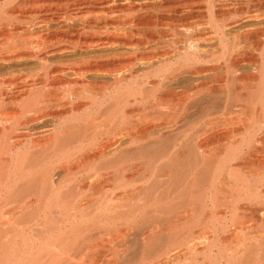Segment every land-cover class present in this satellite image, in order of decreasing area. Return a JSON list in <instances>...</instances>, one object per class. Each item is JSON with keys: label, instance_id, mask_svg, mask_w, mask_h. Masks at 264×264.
<instances>
[{"label": "bare ground", "instance_id": "obj_1", "mask_svg": "<svg viewBox=\"0 0 264 264\" xmlns=\"http://www.w3.org/2000/svg\"><path fill=\"white\" fill-rule=\"evenodd\" d=\"M219 1L221 0H207L205 3V0H166L164 5L155 6L149 5L148 1L139 3L135 0H21V2L19 0H0V65L7 66V64L13 65L35 60L41 67L40 74L57 73L56 76H59L67 73L70 69L73 73H78L81 79L85 75H109L112 78V82H110L113 84L110 93H107L108 90L104 85H101V89L96 92L90 88L92 85L95 86L94 80L92 84L86 83L85 85L83 83L85 86L78 88L80 91L69 90L65 94L67 97L60 98L50 95L51 92L50 94L43 93L47 84L43 78L42 83L39 81L40 84L35 82L30 84L32 88L37 87L38 91L34 94L31 92L28 101L26 103L22 101L24 104H19V107L18 97L0 94V264H131L134 259L129 257L131 255H128V251L130 248V251H133L134 242L132 239L134 238L137 243L141 242L139 245L147 247L146 249L150 253L154 245L152 243L164 239L165 234L161 231L162 224L166 221L168 223L175 222V216V220H173L172 215L178 216L177 219L182 221L180 227L185 226L182 229L187 230L190 227L199 229L201 227L200 232L196 231L197 234L194 233V229L187 230V232L185 230V233L180 230L183 235L182 237L179 235L180 238L177 236L178 241L173 237L175 241L172 240V245H177L180 249L177 252H180V256L176 257L174 252L171 255V257L173 255L176 257V259L173 257L176 261L175 264H264V239L255 247L251 241L253 238H242L239 242L237 241L236 245H233V249L230 248L232 250H230V254L227 252L225 254L223 250L225 246L218 244V240H216L221 232H227L229 229L240 235L246 230L250 220L264 222V0H227L230 4L224 6H218ZM233 2L245 3L244 7L240 5L242 6L240 14L246 15L244 17L246 21L257 23L256 28L250 27L251 30L250 28L246 31L243 30L244 32L234 38L239 41L237 44L233 40L238 45L237 48L234 44L232 48L228 43L230 33H227V29H231L234 24H222V21L217 20L214 10L215 8H220V10L233 8L235 7ZM205 5L209 12L208 30L210 31H206V23L202 24V20V23L198 21L201 8ZM159 7L166 10H164L165 12L160 11V14L158 13L160 16L149 14L151 18H147L150 16L144 14L150 10L159 11L156 9ZM102 11H106V14L115 13L116 15L110 20L106 18L103 22L104 27L107 29L111 26L116 32L122 31L123 33L121 35L112 33L107 39H98V41H96L97 39L92 40L93 37H91L81 45V49L87 51L99 47H118L119 50L114 55H108L103 59L92 60L88 63L85 61L86 63L83 64L75 63L70 67L66 65L68 70L62 67L51 71L49 56L63 51L62 49L56 51L49 44L51 30L55 37L62 39L61 35L65 33L67 23L81 22L87 17L95 16L98 12L101 14ZM155 11L154 13H156ZM126 16H130L132 19L130 17L128 18L130 20L125 19ZM27 19L35 21L36 26L34 27L36 28L32 27V29L28 27V24L26 27L23 26V21L25 22ZM145 19L149 20L148 23L150 22L149 24L153 27L158 28L160 25L168 24L169 27L172 26L169 29L171 31L173 29V32L180 29V34L174 33L178 39L176 42H172L175 47L168 48L164 52H159L156 50L157 48L152 47L154 50L148 51L149 49L146 47L155 43L156 39L144 34L143 27L147 25L144 22ZM96 20L90 18L87 24L97 26ZM128 24L138 29L139 33L137 34L140 35V38L139 36L138 39L134 38L136 33L133 32L134 29H126ZM50 26L58 29L56 30L57 35ZM58 32L63 33L60 35ZM251 33L257 36L259 49H256L261 52V56L259 67H255L254 74L250 73L251 75L246 80L245 74L241 70V64L245 62L247 53L240 41L248 39V35ZM33 38L40 41L39 43L36 40L35 47H32ZM159 38L161 37L159 36ZM70 42L72 43V41ZM3 44L6 46L9 44L10 47L6 50L1 47ZM211 57L212 61L219 65L218 67H207L204 64L199 66L192 63L195 67L190 63L193 60L200 62L201 59L204 61ZM102 61H111L113 65L107 68ZM137 64H140L146 71L144 72L145 77L148 74L159 77L161 73H167L166 80L171 85L180 76H184L186 80H200L201 76L223 68L229 75L227 80L220 85L210 81L217 83L218 86L216 84L215 86H220L219 89H221L217 93H212L209 91L210 89L208 90V84L202 83L203 88L206 86V91L200 92L203 89L200 87L198 92L202 93L201 95L196 93L197 95H190L191 98H189V95L187 97L186 94H181L182 96L179 94L181 96L179 98L185 96L182 101L180 99V109L178 108L180 111L172 108L173 103L178 99L174 98L175 95L171 98L160 97L154 99L156 102L154 109H157L155 116L153 115L151 118L150 122L152 123L142 114L137 115L136 121L133 119L131 122H127L124 105L132 102L130 99L133 100L132 104L144 105L147 98L150 97H146L147 93L143 91L140 83L139 88L134 87L135 84L128 83L140 76L138 70L135 69ZM215 78L211 79L215 80ZM83 79L82 81L85 80ZM203 79L205 80L202 77L201 82ZM201 82L198 83L201 84ZM211 83L209 85H213ZM78 84L79 82H77ZM159 86L161 84L157 88ZM194 86L196 85L194 84ZM88 87L89 90H87ZM188 92L189 90L185 93L188 94ZM59 94L61 93L59 92ZM85 95L90 103L83 106L80 102L83 101ZM67 99L70 102L66 103ZM206 100L210 102V105L205 113L201 114V118L213 115L218 118L205 125L199 132L197 131L193 140L194 146L191 145L193 151H188L190 146L187 141L183 142V137L179 136L180 134L177 135L167 151L150 154L144 152L146 149L161 150V140L154 141L149 145L141 144L137 149L138 153L131 157L136 168L141 171L143 168L146 169L139 177L138 184L141 186L117 199H113L112 195L109 196V192L105 194L106 190L99 198L87 201L88 193H91L90 197H94L97 187L100 186L99 183L106 181L109 184L114 181L117 174L115 171L117 159L127 156L125 154L127 151H122L110 159L106 158L107 151L118 146L122 138L131 136L132 141L136 140L135 135L145 138L150 128L157 126L148 127L151 124L159 123V121L161 123L163 121L165 124L175 123L184 112L196 106L199 107V104L202 105V102H206ZM109 101L112 106L109 107V110L112 108H118V110L115 109L116 117L114 120H110L112 122L108 123L109 126L104 128L105 130L100 127V134L103 130V134L105 132V134H114L115 136L94 145L88 143L89 148L93 146L98 150L95 155L84 152L66 154L65 149L67 150L78 141H83L87 133L95 134L97 125L101 122L88 124L85 128L81 125L80 127H67L66 125L77 121L85 108H92L98 102L102 106ZM16 104L17 108L15 106L13 110L5 111L4 107L7 105ZM163 107L172 110L164 112L161 110ZM3 108L4 110H2ZM102 112H104L102 115L107 113V111ZM51 120L56 126L54 125V130L50 129L51 131H48L49 134H47L54 135V137L46 139L45 145L39 141L41 146L37 143L39 144L38 149L37 145L34 147L32 142L35 151L22 149L24 146L23 140H21L23 137L20 136L22 131H28L29 126L45 124ZM69 134L72 135L70 139L67 137ZM80 146L83 147V144ZM30 149L32 148L30 147ZM248 149L252 152L247 151L246 153L245 150ZM55 150L58 152L55 153ZM100 161L103 163L101 165L99 163L98 168H92L95 163ZM124 164L127 165V163ZM241 164H248L250 168H243L244 165L242 167ZM128 165L130 166V164ZM134 166L131 168H135ZM56 169L65 174H63V181L59 182L60 184L54 182L53 173ZM89 169L93 170L91 171L93 174L82 177V180L80 178L82 182H87L88 188L84 192L78 193L79 195L75 193L76 195L72 196L78 197L79 200L72 198L73 201H69L63 189V183L67 182L65 177L85 173L84 170L89 171ZM111 177L113 178L111 179ZM136 181L135 177L126 181L123 179L118 187L120 189L131 187L137 185ZM152 207L153 209H151ZM6 211L8 212L6 213ZM151 212H156L153 213V218H150L152 214L149 216ZM219 212H222L221 215ZM157 213L158 216L154 217ZM220 222L223 224L215 227V224ZM210 224L213 226L212 232L209 231L211 230L209 229ZM175 225L178 224L175 222ZM175 227L173 224L172 228L175 229ZM147 229L150 230L148 233H146ZM212 233L214 235L210 237ZM131 234H134L133 238H131ZM165 237L168 238L169 235H165ZM257 238L255 239L259 241ZM249 240L251 246L247 244ZM224 241L223 243H225ZM116 244H119L117 245L118 249L114 247ZM216 247L218 252L214 257L212 251ZM163 249L165 247L160 246L159 253ZM158 251L155 252L156 255ZM144 255L140 256L144 257ZM139 259L138 261L143 264L142 259ZM134 262H136V258ZM138 263L136 262V264Z\"/></svg>", "mask_w": 264, "mask_h": 264}, {"label": "rangeland", "instance_id": "obj_2", "mask_svg": "<svg viewBox=\"0 0 264 264\" xmlns=\"http://www.w3.org/2000/svg\"><path fill=\"white\" fill-rule=\"evenodd\" d=\"M20 2H21V0H19ZM24 1V0H23ZM136 2H146V1H148L147 3H149V5H155V6H157V5H164L165 4V2H166V0H135ZM157 1H159V2H157ZM165 1V2H164ZM204 1V0H203ZM206 1L207 0H205V3H206ZM222 1H224V0H221V1H219L217 4H218V6H220V5H222V6H224V5H228V4H230L229 2H227V0L226 1H224L225 2V4H223L224 2H222ZM222 2V3H221ZM221 3V4H220ZM234 3V6L235 7H231V8H225V9H221L220 10V8H215L214 10H215V15H216V17H217V20L218 21H222V24H234L232 27H231V29L229 28V30L227 29V33L229 34L228 35V37H229V40H228V43L232 46L233 44L234 45H236V48H237V44H239L238 42L239 41H237V40H234V38H237V35H239V34H241L242 32H244V31H246L247 29L249 30V28L251 27V28H256V25H257V23L255 22V21H246V19H244V17L246 16V15H241L240 13L241 12H239V11H241V9H240V7L242 8V6H240V5H243V7H244V5H245V3H239V4H237L236 2H233ZM231 4H232V2H231ZM233 5V4H232ZM218 6H216V7H218ZM221 6V7H222ZM207 6L205 5V6H203L201 9H202V11L200 12V14H199V16H200V18H198V21L199 22H201V20H202V24H205V29L207 28V30L206 31H210V30H208V27H209V25H210V21H209V12H208V9L206 8ZM156 9H159V11H155V10H150V11H146L144 14L145 15H149V14H151L152 16H160L159 14H160V11L161 12H165L166 10H165V8H156ZM230 9V10H229ZM233 9V10H232ZM163 10V11H162ZM165 10V11H164ZM204 10V11H203ZM220 10V11H219ZM154 11L156 12V13H154ZM225 11V12H224ZM231 11V12H230ZM236 11V12H235ZM106 12V11H105ZM104 11H102L101 12V14H100V12H98L95 16H93V17H87L86 19H83V20H81V22L80 21H75V22H72V24H71V22H69V23H67L66 24V26L67 27H65L66 29L64 30L65 31V33H63V32H58V34H60L61 35V33H63L62 35H61V37H63L62 39L60 38L59 39V37L57 38V37H55V35H53V31L51 30V34H50V45L51 46H53V49H56V51L57 50H60V49H62L63 51L62 52H57L56 54L54 53V54H52L51 56H49L50 58L48 59V61H49V63H50V67H51V71H55L56 69H59V68H67V67H70V66H72V65H74L75 63H78V64H83V63H88L89 61H92V60H96V59H103L104 57H107L108 55L109 56H112V55H114L115 54V52H117L118 50H119V48L118 47H114V48H112V47H99V48H93V49H89V50H84V49H81L82 48V44L84 43V42H86L87 40H89V39H91V37H93L92 38V40H96V41H98V39H107L108 37H110L111 35H112V33L114 34H122L123 32L122 31H117V32H119V33H117L116 31H115V29L113 28V27H111V26H109V27H107V29L104 27V24H103V22H104V20L107 18V19H113V16L115 17L116 15H115V13L114 14H112V13H105ZM150 12V13H149ZM229 12V13H228ZM233 12V13H232ZM235 12V13H234ZM159 13V14H158ZM238 13H239V16H238ZM104 14V15H103ZM222 14V15H221ZM230 14V15H229ZM236 14V16H234ZM151 15H149L150 17H147V18H151ZM233 15V16H232ZM122 16V18H123V15H121ZM121 16H120V18H121ZM231 16V17H230ZM109 17V18H108ZM130 17V16H129ZM128 16H126L125 17V19H128L129 18ZM205 17V18H204ZM228 17V18H227ZM235 17H237V18H235ZM90 18L91 19H94V20H96V25L97 26H95V24H94V26L92 25V26H89L87 23H88V21H90ZM96 18V19H95ZM131 19H132V17H130ZM240 18V19H239ZM205 19V20H204ZM223 19V20H222ZM227 19V20H226ZM242 19V20H241ZM245 20V22H244V20ZM28 20V19H27ZM23 21V26H27V24H28V27H30V28H36V27H34V26H36V24H35V21L33 22V20L31 21V20H28V21ZM128 20H130V19H128ZM144 21V20H143ZM148 21L149 20H146L145 19V23H147V25H145L144 27H143V31L145 32L144 34H147L146 36H148V37H153V38H155L156 39V42L155 43H153V44H150V45H148L147 47H146V49H149L148 51H150V50H154V49H156V50H159V52H164V50H166V49H168V48H174L175 47V45L173 44L174 42H176L178 39H177V37L175 36V34H180V29H179V31H177V32H173V29H172V31L170 30L171 29V27H169V25L168 24H165V26L164 25H160V26H158V28L157 27H153L152 25H150L149 23H148ZM197 21V22H198ZM239 21V22H238ZM28 22H31V23H28ZM85 22V23H84ZM235 23H239L238 25L237 24H235ZM242 23V24H241ZM256 23V24H255ZM26 24V25H25ZM30 24V25H29ZM99 24V25H98ZM221 24V25H222ZM69 25V26H68ZM87 25V26H86ZM131 25V24H130ZM129 24L128 25H126V29L128 28V30L129 29H134V38L135 39H138V36H139V38H140V35L139 34H137V33H139L138 32V29H135L133 26H130ZM168 25V26H167ZM249 25V26H248ZM147 26V27H146ZM149 26H151V27H149ZM255 26V27H254ZM69 27V28H68ZM75 27V28H74ZM90 27V28H89ZM131 27V28H130ZM176 27V26H175ZM32 28V29H33ZM50 28L51 29H53V30H55L54 32L56 33V35H57V31L56 30H58L57 28H55V27H51L50 26ZM170 28V29H169ZM251 28H250V30H251ZM74 29V30H73ZM88 29V30H87ZM210 29H211V27H210ZM77 30V31H76ZM102 30V31H101ZM148 30V31H147ZM170 30V31H169ZM244 30V31H243ZM107 31V32H106ZM115 31V32H114ZM142 31V32H143ZM68 34H67V33ZM72 32V33H71ZM170 32V33H169ZM182 32V31H181ZM70 33V34H69ZM73 33H75V34H73ZM175 33V34H174ZM238 33V34H237ZM80 34V35H79ZM109 36H108V35ZM151 34V35H150ZM73 35V36H72ZM79 35V36H78ZM94 35V36H93ZM163 35H166L165 37L162 36ZM159 36L161 37V38H159ZM53 37V38H52ZM89 37V38H88ZM176 37V38H175ZM53 40H52V39ZM175 38V39H174ZM256 38H257V36H256V34H253V33H251V34H249L248 35V39L246 38V40H242V41H240L241 42V46L243 47V49H244V51L247 53L246 54V58H245V62L244 63H242L241 64V70H243V73L245 74V76L244 77H246V80L248 79V76L249 75H251L250 73H253L254 74V72H255V70H256V68H258L259 67V61H260V56H261V52L259 51V50H257V49H259V44H258V40H256ZM34 39L35 38H33L32 40H33V42L32 43H34L33 45H32V47H35L36 46V43H37V39H35V41H34ZM158 39V40H157ZM31 40V41H32ZM37 40V41H36ZM236 41L237 42V44H236V42H234V41ZM58 41V42H57ZM60 41V42H59ZM70 41H72V43L70 42ZM250 41V42H249ZM39 43H40V41H38ZM173 42V43H172ZM243 42V43H242ZM247 42V43H246ZM38 43V44H39ZM77 43V44H76ZM6 44V43H5ZM5 44H3V46H1L2 48H5L6 50H7V48H9L10 46H8L9 44H7V46L5 45ZM257 44V45H256ZM73 45V46H72ZM256 45V46H255ZM56 48H55V47ZM255 46V47H254ZM66 47V48H65ZM75 47V48H74ZM154 49H153V48ZM58 48V49H57ZM232 48H233V46H232ZM234 48H235V46H234ZM257 48V49H256ZM4 49V50H5ZM246 49V50H245ZM80 50V51H79ZM116 50V51H115ZM72 51V52H71ZM86 53V54H85ZM96 53V54H95ZM105 54V55H104ZM88 55V56H87ZM254 55V56H253ZM257 55V56H256ZM175 56V55H174ZM98 57V58H97ZM205 59V58H204ZM212 57H211V59H205L204 61H203V59H201V61L200 62H196V61H191L190 63H191V65H193V66H195V65H202V64H204L205 66L207 65V67H218L219 65L218 64H216V63H214L213 61H212ZM77 60V61H76ZM211 60V61H210ZM86 61V62H85ZM206 61H207V63H206ZM251 61V62H250ZM103 62V64L105 65V67H111L112 65H113V63H111V61L110 62H104V61H102ZM248 62V63H247ZM27 63V64H26ZM192 63H195V65L194 64H192ZM212 63H214V64H212ZM110 64V65H109ZM60 67H59V66ZM66 65H67V67H66ZM1 67V69H0V94H2L3 93V95L5 94V96L6 95H9V96H12V95H15L16 97H18V99H19V103H18V107H19V104H24V103H26V101H28V99H29V97L31 96V92H33V94L36 92V91H38V89H36L37 87H35V88H32L31 86H30V84L32 83V82H35V83H38V84H40V82L42 83L43 82V80H45L44 82H46L47 84H46V89H44V91H43V93L44 94H46V92H47V94H50V92H51V94L50 95H52V96H57V97H67V96H65V94H67V92L69 91V90H71V91H73V89L74 90H79L80 91V89H78V88H80V87H82V86H85L86 85V83L88 84V83H90V84H92L93 82H94V80H95V86H90V88H93L92 90H94V91H99V89H101V85L103 86H105V89L106 90H108L107 91V93H110L112 90H111V88H112V78H111V76H107V75H102V76H100V75H98V76H96V74H94V75H85V76H83V78L85 79H83L84 81H82V79H81V77H79L78 76V73H73L69 68H67L66 70H68V72L67 73H63V74H61V75H59V76H56L57 75V73H39V72H41V67H40V65L37 63V61H35V60H33V61H24V62H21V63H15V64H13V65H8L7 64V66L6 65H0ZM22 67V68H21ZM196 67V66H195ZM256 67V68H255ZM16 68H18V69H16ZM53 68V69H52ZM141 68V69H140ZM136 70H138L137 72L140 74V76L137 78V79H135L134 81H132V82H128L130 85H134V87H136V88H139L141 85V87H143L142 89H143V91L145 92V93H147V95H146V97H148V96H150L149 98H147V100H146V102L144 103V105L143 104H132L133 103V100H131L130 99V101H132V102H130L128 105H124L125 107H124V109L126 110V114H127V119H128V121L127 122H131L133 119H135V120H133V121H136V118L138 119V117H137V115L139 114V115H143L144 117H147L148 118V121L150 122V121H152V119L151 118H153V115L155 116V113H156V109L157 108H155L154 109V107H155V105H156V102H155V100H156V98H160V97H174L173 95H175V97L174 98H178V99H176V101L173 103L174 104V106L172 107V108H174L175 110L176 109H178L179 108V106H180V103L179 102H181L183 99H184V97L185 96H183L182 98H179V96L181 95V94H186V96L187 95H195L196 93L198 94H202L203 92H205L206 90V86L203 88L202 87V85L204 84V85H206V84H208L207 86H208V90L209 91H211L212 93H217V92H219L220 91V89H219V87H217L218 85H220L221 83L223 84V82H225L226 80H227V77H228V73H227V70H225L224 68L223 69H220L219 71H215L216 73H217V75H216V73L214 74L213 72L212 73H207L205 76H201V78H200V80H198V79H196V80H186V78H184V76L182 77V76H180L178 79H177V81H175V82H173V84L171 85L170 83H167V80H166V74L167 73H161V75L159 76V77H156V76H153L152 74H148V76L147 77H145V74H144V72H146L142 67H141V65L139 64H137V66H136V68H135ZM253 69H255V70H253ZM13 70V71H12ZM16 70V71H15ZM24 70V71H23ZM246 71V72H245ZM22 72V73H21ZM30 72V73H29ZM38 72V73H37ZM140 72H142V73H140ZM242 73V74H243ZM49 74V75H48ZM53 74V75H52ZM55 74V75H54ZM213 76H212V75ZM43 75V76H42ZM48 75V76H47ZM52 75V76H51ZM166 75V76H165ZM247 75V76H246ZM216 76H218V77H216ZM46 77V78H45ZM78 77V78H77ZM145 77V78H144ZM202 77L203 78H205V80L203 79V81L201 82V79H202ZM213 77V79L215 78V80H213V79H211ZM221 77H224L225 79H223V78H221ZM27 78V79H26ZM33 78V79H32ZM44 78V79H43ZM55 78V79H54ZM59 78V79H58ZM80 78V79H79ZM147 78V79H146ZM181 78V79H180ZM207 78V79H206ZM14 79V80H13ZM21 79V80H20ZM34 79H35V81H34ZM43 79V80H42ZM52 79V80H51ZM59 81H58V80ZM106 79V80H105ZM183 79V80H182ZM185 79V80H184ZM209 79H211V80H209ZM220 79H222V80H220ZM16 80V81H15ZM33 80V81H32ZM55 80V81H54ZM62 80V81H61ZM209 80V81H208ZM6 81V82H5ZM11 81V82H10ZM40 81V82H39ZM51 81V82H50ZM61 81V82H60ZM76 81V82H75ZM87 81V82H86ZM90 81V82H89ZM111 81V82H110ZM188 81V82H187ZM196 81V82H195ZM210 81H214V82H217V83H219L218 85H217V83H214V82H210ZM220 81V82H219ZM3 82V83H2ZM15 82V83H14ZM17 82V83H16ZM21 82V83H20ZM49 82V83H48ZM65 82H68V83H65ZM74 82V83H73ZM77 82H79V86L77 85ZM96 82H97V84H96ZM109 82V83H108ZM162 82V83H161ZM198 82H201V84L200 83H198ZM209 82V83H208ZM65 83V84H64ZM73 83V84H72ZM83 83H85V85L83 84ZM105 83V84H104ZM127 83V84H128ZM133 83V84H132ZM139 83H140V86H139ZM156 83V84H155ZM161 84V86H159V88H157L158 87V85H160ZM184 83V84H183ZM203 83V84H202ZM213 84L214 86H215V84L217 85V86H213V85H209V84ZM28 84V85H27ZM50 84H53V85H50ZM67 84V85H66ZM81 84V85H80ZM128 84V85H129ZM164 84H166V85H164ZM194 84L198 87L199 86V88H196V86H194ZM198 84V85H197ZM64 85V86H63ZM76 85V86H75ZM184 85H186V86H188V87H185ZM193 85V86H192ZM15 88H14V87ZM18 86V87H17ZM41 86V85H40ZM39 86V87H40ZM49 86V87H48ZM73 87V88H71V87ZM110 86V87H109ZM139 86V87H138ZM164 86V87H163ZM173 86V87H172ZM182 86V87H181ZM191 86H192V88H191ZM211 88H210V87ZM3 87V88H2ZM31 87V88H30ZM48 87V88H47ZM54 87V88H53ZM107 87V88H106ZM200 87L201 88H203V89H201V91H200ZM217 87V88H216ZM83 88H86V87H83ZM89 87L87 88V90H89L90 89ZM109 88V89H108ZM148 90H147V89ZM156 88V89H155ZM183 88H185V89H183ZM222 88H224V87H222ZM172 89V90H171ZM175 89V90H174ZM189 90V92H188V94L187 93H185V92H187L188 90ZM35 90V91H34ZM154 90V91H153ZM157 90V91H156ZM174 90V91H173ZM182 90V91H181ZM183 90H185V91H183ZM187 90V91H186ZM197 92H196V91ZM218 90V91H217ZM83 91V90H82ZM193 91H195V92H193ZM198 91H200V92H202V93H200V92H198ZM59 92L61 93V94H59ZM172 92V93H171ZM183 92V93H182ZM191 92V93H190ZM177 95H176V94ZM180 94V95H179ZM196 94V95H197ZM205 94V93H204ZM29 96V97H28ZM182 96V95H181ZM180 96V97H181ZM189 96H187V97H189ZM191 96L189 97V98H191ZM86 95H85V97L83 98V101H81L80 103H81V105H85V104H87L88 105V103H90L87 99H86ZM133 99V98H132ZM155 99V100H154ZM180 99H181V101H180ZM179 100V101H178ZM21 101V102H20ZM24 103H23V102ZM67 101V102H66ZM208 100H206V102H202L203 104L201 105V104H199V107L198 106H196L197 107V109H196V107H194V108H190L191 110H188L187 112H184V114L183 115H181L180 117H179V119H178V121H176L175 123L173 122V123H170V124H165L163 121H162V123H161V121H159V123L157 122V123H155V124H151V126H148V127H153L154 125H157V126H154V128H150V130H149V132H148V134L145 136V138H142V136L141 135H135V139L136 140H133L132 141V137L131 136H127V137H125L124 139L122 138L121 139V141L119 142V144H118V146H115V147H113V149H111L110 151H107V159H110V158H113V157H116L118 154H120V152H125V151H127L125 154H127V156H129V157H127V156H124V157H119L118 159H117V162H116V166H115V171H116V177H114V181L113 182H111V183H107L106 181H102L101 183H99L98 185H102L100 188L99 187H97V192H95V195H94V197H90V195H91V193H88V197H87V201H90V200H92V198L93 199H97V198H99L100 196H102V194L103 193H105V191L107 190V192L105 193V194H107L108 192H109V196H111L112 195V198L113 199H117L118 197H120V196H122V195H126V194H129L130 192H133L135 189L137 190V188H139L141 185L140 184H138L139 183V177L141 176V174H142V172L143 171H145L146 169L145 168H143V170L141 171V169H138V168H136L134 165H135V162H133L134 160L131 158V157H133V155L134 154H136V153H138V147L142 144H144V145H149V144H151L152 142H154V141H158V140H161L162 141V144H161V150H147L146 149V151H144L145 153H147V154H150V153H156L157 151H167L170 147H171V144L174 142V140L176 139V137H177V135H179V136H181V137H183V142L185 141H187L188 142V145L190 146V150H189V148H188V151L189 152H191V151H193V144H194V137L196 136L195 134H197V131L199 132L202 128H204L205 127V125H207L208 123H212V122H214V121H216V119L218 118V116H215V115H213V116H210V117H206V118H201V114H203V112L205 113V111L207 110V108L209 107V105H210V102L208 101ZM65 102L66 103H68V102H70V100L69 99H67V100H65ZM154 102H155V104H154ZM113 103V102H112ZM212 103V102H211ZM219 103V102H218ZM21 104V105H22ZM98 104H100L99 102L95 105V106H97V107H95V106H93L92 108H89L88 107V109L87 108H85V110H83L82 112H81V115H79L80 116V118L77 120V121H75V122H70V123H68L66 126L67 127H72V126H79L80 127V125H81V127L82 126H84V128L85 127H87L88 126V124H93V123H100V124H98L97 125V129H96V133H97V130H98V133L97 134H99V135H97L96 133L95 134H93V133H87V135L85 136V138H84V140L83 141H78V142H76V143H74V145H72V146H70V147H68L67 148V150L65 149V153L66 154H71L72 155V153H75V154H78V153H89V154H91V155H95V154H97L98 153V150L97 149H95V148H93V146L92 147H88V145L89 144H91V145H94V144H97V143H101V141H103V142H105L109 137H114L115 135L114 134H108V133H106L105 134V132H104V134H103V130H102V134H100L101 133V128H107L109 125H108V123L110 124L112 121H110L111 119L112 120H114L115 119V109L116 110H118V108H112V110H109L110 108L109 107H112L111 106V101H109V102H107V103H104L102 106H101V104L99 105V107H98ZM153 104H154V106H153ZM217 104V103H216ZM141 105H143V106H141ZM16 106V107H15ZM17 108V104L16 105H7L6 107H4V108H6V110L5 111H11V110H13V108ZM107 107H108V109H107ZM4 108L2 109V110H4ZM12 108V109H11ZM99 108V109H98ZM9 109V110H8ZM104 109V110H103ZM144 109V110H143ZM170 109V108H169ZM169 109L168 108H162L161 110L162 111H164V112H168L169 111ZM180 109V108H179ZM178 109V110H179ZM88 110V111H87ZM107 111V113H105V115H102V113L104 114V112H102V111ZM143 110V111H142ZM170 110H172V109H170ZM108 111H109V113H108ZM142 111V113H140ZM180 111V110H179ZM192 111V112H191ZM112 112V113H111ZM212 112V111H211ZM114 113V115L112 116V114ZM98 116H97V115ZM96 115V116H95ZM109 115V117H107ZM111 115V116H110ZM133 115V116H132ZM212 115V114H211ZM103 116V117H102ZM111 117V118H110ZM110 118V119H109ZM195 118V119H194ZM86 119V120H85ZM109 119V120H108ZM192 119V120H191ZM202 119H204V120H202ZM214 119V120H213ZM99 120V121H98ZM102 120V121H101ZM180 120V121H179ZM52 121V120H51ZM46 122L44 125L43 124H35V125H33V126H29V128H28V131H22L23 133H21L20 134V136H22L21 138V140H23V143H24V146H23V148L22 149H25V151H27V150H31V151H35L36 149L34 148V147H36V145H37V149H38V147L39 146H41V144L42 145H45V142H47V140L48 139H50V138H53L54 137V135H52V136H50V135H48L49 133H48V131H51V130H54V128H55V123L52 121V122ZM106 121V122H105ZM90 122H92V123H90ZM150 123H152V122H150ZM87 124V125H86ZM104 124V125H103ZM107 124V125H106ZM159 124V125H158ZM165 124V125H164ZM38 125V126H37ZM55 125V126H54ZM153 125V126H152ZM106 126V127H105ZM99 127V128H98ZM101 127V128H100ZM156 127V128H155ZM51 129V130H50ZM199 129V130H198ZM100 130V131H99ZM105 130V129H104ZM45 131V132H44ZM24 132H26V133H24ZM186 132V133H185ZM48 133V134H47ZM183 133V135H181ZM90 134H91V136H90ZM71 134H69V135H67V137L70 139V137L72 138V135L70 136ZM118 135V134H117ZM108 136V137H107ZM28 137H31V139H28ZM106 137V138H105ZM47 139V140H46ZM140 139H143V140H140ZM43 140V141H42ZM27 141V142H26ZM41 142V144H40V142ZM45 141V142H44ZM90 141V142H89ZM34 143V147H33V143ZM83 142V143H82ZM15 143H17V142H15ZM37 143H39V144H37ZM89 143V144H88ZM83 144V147L82 146H80V145H82ZM39 145V146H38ZM191 145H193V146H191ZM26 146V148H24ZM32 148V149H30V147ZM75 146V147H74ZM78 146H79V148H78ZM82 148V149H81ZM91 148H92V150H91ZM216 148V147H215ZM123 149V150H122ZM81 150V151H80ZM97 150V151H96ZM38 151V150H37ZM88 151V152H87ZM247 151H250V153L252 152L251 150H245V152L247 153ZM30 152V151H29ZM55 153L56 152H58L57 150H55L54 151ZM53 152V153H54ZM114 153V154H113ZM249 153V152H248ZM99 163H100V165L103 163H101V161L100 162H97V163H95L93 166H92V168L94 167V168H98L99 166ZM117 163H118V165H117ZM124 163H127V165L126 164H124ZM97 164V165H96ZM128 164H130V166L128 165ZM243 165H244V167H243ZM132 166H134L135 168H131ZM241 166L243 167V168H246V169H249L250 167H249V165L248 164H241ZM248 166V167H247ZM124 169H126V171H123ZM118 170V171H117ZM57 169L54 171V173H53V175H54V182L56 183V184H60L62 181H63V179H64V173L62 172V171H60V170H58L57 172ZM84 171H86L85 173L84 172H82V173H80V174H74V175H71V176H68V177H65V180L67 179V182L66 183H63V189H64V191L66 192V197H68V200L69 201H71L72 200V198L73 199H75V200H79V198L78 197H76V198H74V197H72V196H75L76 194L77 195H79L80 194V192L82 191V192H84V190H86L87 188H88V184H87V182H82L81 180H82V177H86L87 175L88 176H90V175H92L93 174V172H91V171H93V170H91V169H89V171L88 170H84ZM141 171V172H140ZM56 172V173H55ZM111 172V171H110ZM113 172V171H112ZM104 173H106V172H104ZM64 174V175H63ZM136 178V183H137V185H132L131 187H128V188H119L118 187V184L124 179V181H126V180H129V179H132V178ZM61 178H62V180H61ZM70 178V179H69ZM80 178H81V180H80ZM113 177H111V179H112ZM60 179V180H59ZM70 180V181H69ZM107 180V179H106ZM60 182V183H59ZM80 183V184H79ZM77 184H79L78 186H76ZM97 185V186H98ZM80 186V187H79ZM74 188V189H73ZM77 188V189H76ZM110 190V191H109ZM74 193V194H73ZM76 193V194H75ZM79 193V194H78ZM105 196V195H104ZM73 201V200H72ZM172 202H175V201H172ZM175 203H177V202H175ZM174 205V204H173ZM175 207H176V205H175ZM151 209H153V207L151 208ZM8 211H6V213H7ZM153 213H156V212H151V213H149V216H150V214H152L151 216H150V218L152 217L153 218ZM221 213L222 212H219V214L221 215ZM156 216H158V213H157V215L155 214L154 215V217H156ZM173 216V220H178V221H176L175 220V222L178 224V225H175V222H172L173 224H174V226H176L175 227V229H173L172 228V223H168L167 221H166V223L164 222V224H162L163 226H164V228H163V226L161 227L162 229H161V231H163L162 233H164L166 236H168L169 235V237L167 238V237H165V235H164V239L162 240H158L157 242H158V244H156L155 242L154 243H152V244H156V246L154 247V245H153V250L151 249V251H150V253L147 251V247L145 248V246H140L141 244V242L140 241H138V242H140V243H137V241L136 240H134V238H133V235L134 234H131L132 236H131V238H133L132 239V242H134V245H132V248H133V246H134V248H133V251L131 252L130 251V249H129V251H128V255H131V256H129V257H131L132 258V263L135 261V258H136V262L138 263L139 261H138V259L140 258V257H142L141 259H142V262H143V264H175L176 263V261H174L175 259H176V257H178V256H180V252L179 253H177L178 252V250H180L179 249V247H177V245L176 246H173L172 245V243H173V241L172 240H174L175 241V239H176V241H178L179 240V238H180V236L182 237V232H180V230H183V233H185V230L186 229H182V227H183V225H182V227H180L181 226V224H182V221H179V218L177 219V217H176V215H172ZM174 216H175V219H174ZM251 222V223H250ZM250 222H248L247 223V228H245L246 230V232L244 231L243 233H241L242 234V236H241V234L240 235H238V233L237 232H234V230H228L227 232H221L220 233V231H219V237L216 239V240H218V244L220 243L223 247H224V251H225V254H226V252L228 253V254H230L231 253V249H233V245H236L242 238H246V237H249V238H253V239H251V241H252V244H253V246H255L256 247V245H258L259 244V242H262L263 241V239H264V225H263V223L264 222H256V221H251L250 220ZM256 224H255V223ZM181 223V224H180ZM222 222H220V223H216L215 224V227H219V224H221ZM257 223H259V224H257ZM169 224H171V225H169ZM223 224V223H222ZM217 225V226H216ZM251 225H253V226H251ZM263 225V226H262ZM185 227V226H184ZM183 227V228H184ZM212 224H210V228L209 229H211V230H209L210 232H212ZM255 227V228H254ZM259 227V228H258ZM151 228V227H150ZM149 228V229H150ZM171 228V229H170ZM187 228H189V227H187ZM200 228L201 227H199V229L196 227V228H191L190 227V229H194V233L195 234H197L198 232H200ZM149 229H147V231H146V233H148L150 230ZM190 229H187V230H190ZM247 229H249L248 231H247ZM173 230V231H172ZM179 230V231H178ZM187 230H186V232H187ZM253 232H252V231ZM255 230V231H254ZM165 231V232H164ZM167 231V232H166ZM171 231V232H170ZM196 231H198V232H196ZM169 232V233H168ZM233 232V233H232ZM259 232V233H258ZM261 234V235H260ZM171 235V236H170ZM175 235V236H174ZM180 235V236H179ZM211 235L213 236L214 234L212 233V234H210V237H211ZM235 235V236H234ZM245 235V236H244ZM247 235V236H246ZM252 235V236H251ZM263 235V236H262ZM177 236H179V238L177 239ZM173 237H175V239L173 238ZM258 237V238H257ZM260 237V238H259ZM255 238H257L259 241H257ZM167 239V240H166ZM169 239H171V240H169ZM223 239V240H222ZM239 239V240H238ZM166 240V241H165ZM225 240V241H224ZM256 240V241H255ZM261 240V241H260ZM136 241V242H135ZM163 241V242H162ZM167 241H170V242H168L167 243ZM223 241L226 243H223ZM238 241V242H237ZM250 241V240H249ZM249 241H247V244H249L248 246H251L252 244H251V241L249 242ZM166 244H165V243ZM223 244H222V243ZM235 242V243H234ZM136 243V244H135ZM162 243V244H161ZM140 244V245H139ZM164 244V245H163ZM117 245H119V244H116V246H114L115 248L117 247ZM135 245H136V247H135ZM159 245V246H158ZM168 245V246H167ZM171 245H172V247H171ZM138 246V247H137ZM160 246H162V247H165V249H166V251H165V249H163L162 251H161V253H159V251H158V249H160ZM178 246H180V245H178ZM141 247H144V248H141ZM151 247H152V245H151ZM150 247V248H151ZM174 247V248H173ZM119 247H117V249H118ZM172 248V249H171ZM176 248V249H175ZM227 248V249H226ZM231 248V249H230ZM140 249V250H139ZM141 249H143V250H141ZM146 249V250H145ZM171 249V250H170ZM217 247L216 248H214L213 249V251H212V253H213V255H214V257H216L217 256ZM253 249H255V248H253ZM148 250H150L149 248H148ZM154 250H156V251H154ZM176 252H175V251ZM231 250V251H230ZM143 252L144 251V253H147V254H145L144 255V253H141V252ZM157 251H158V254L156 255V253H157ZM136 252V253H135ZM156 252V253H155ZM171 252V253H170ZM174 252V255L176 256H172L171 257V255H172V253ZM153 254V256H152V254ZM177 253V254H176ZM134 255V257H133V255ZM141 254H143L144 255V257H145V259H144V257L143 256H140ZM179 254V255H178ZM151 255V256H150ZM140 256V257H139ZM155 256V257H154ZM226 256V255H225ZM139 257V258H138ZM146 257H147V259H146ZM167 257V258H166ZM173 257H175V259L173 258ZM138 258V259H137ZM161 258H163V259H161ZM141 259H139V260H141ZM171 259H173V260H171ZM144 260V261H143ZM136 262H134V264H136ZM131 263V264H132ZM140 263V262H139ZM138 263V264H139ZM141 264V263H140Z\"/></svg>", "mask_w": 264, "mask_h": 264}]
</instances>
